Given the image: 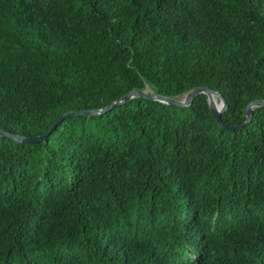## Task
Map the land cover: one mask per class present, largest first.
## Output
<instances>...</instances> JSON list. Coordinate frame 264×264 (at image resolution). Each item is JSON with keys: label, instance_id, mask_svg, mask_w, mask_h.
<instances>
[{"label": "trees", "instance_id": "trees-1", "mask_svg": "<svg viewBox=\"0 0 264 264\" xmlns=\"http://www.w3.org/2000/svg\"><path fill=\"white\" fill-rule=\"evenodd\" d=\"M255 100L264 0H0V264H264Z\"/></svg>", "mask_w": 264, "mask_h": 264}, {"label": "water", "instance_id": "water-1", "mask_svg": "<svg viewBox=\"0 0 264 264\" xmlns=\"http://www.w3.org/2000/svg\"><path fill=\"white\" fill-rule=\"evenodd\" d=\"M201 93L206 95L207 100L209 99L210 94H215L217 97H219L221 102H220V106L218 109H214L212 107L211 103L209 104V106H210L211 112H212L214 118L216 119L217 123L223 129H227V127L224 125L223 121L221 120V113L225 109V100L223 99V96L219 92L211 90L210 88H208L206 86L195 87V88L189 90L188 92H186L185 94L187 96V100H179V99H177V97H166V96L158 95V94H155L153 92H150L149 88H145L144 90H140V91L131 90L128 94H126L123 97V99H129V98H132L134 96H143V97H147V98H151V99L161 101V102H163L165 104H169V105L187 106L191 103L192 99L196 95L201 94ZM208 103H209V101H208ZM257 106H264V100H255V101H252L245 106L247 121L249 120V118L251 116L253 108L257 107ZM92 112H97V111L92 110V111H86L85 113H92ZM70 114H74V112L69 113L67 115H70ZM0 134L7 135L9 137H13L12 135H9L3 131H0ZM43 137L44 136H42L40 138H33L31 140L34 141V140L41 139ZM21 140H24V139H21Z\"/></svg>", "mask_w": 264, "mask_h": 264}, {"label": "bare ground", "instance_id": "bare-ground-1", "mask_svg": "<svg viewBox=\"0 0 264 264\" xmlns=\"http://www.w3.org/2000/svg\"><path fill=\"white\" fill-rule=\"evenodd\" d=\"M209 101L212 104V107L214 109H218L219 108L220 104L217 103L215 94H210L209 95Z\"/></svg>", "mask_w": 264, "mask_h": 264}, {"label": "rangeland", "instance_id": "rangeland-1", "mask_svg": "<svg viewBox=\"0 0 264 264\" xmlns=\"http://www.w3.org/2000/svg\"><path fill=\"white\" fill-rule=\"evenodd\" d=\"M177 99H179V100H187V96H186V94H183V95L177 97ZM208 101H209V99H208ZM216 101H217L218 104H220V102H221L219 97H217V96H216ZM209 104H210V101H209Z\"/></svg>", "mask_w": 264, "mask_h": 264}]
</instances>
